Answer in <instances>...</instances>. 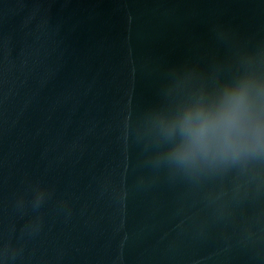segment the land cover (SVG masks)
I'll return each instance as SVG.
<instances>
[{
  "label": "water",
  "instance_id": "water-1",
  "mask_svg": "<svg viewBox=\"0 0 264 264\" xmlns=\"http://www.w3.org/2000/svg\"><path fill=\"white\" fill-rule=\"evenodd\" d=\"M258 50L264 0H0V244L51 194L16 264H264V189L153 169L143 119Z\"/></svg>",
  "mask_w": 264,
  "mask_h": 264
},
{
  "label": "clouds",
  "instance_id": "clouds-1",
  "mask_svg": "<svg viewBox=\"0 0 264 264\" xmlns=\"http://www.w3.org/2000/svg\"><path fill=\"white\" fill-rule=\"evenodd\" d=\"M212 31L217 39L228 36L220 26ZM172 85L168 81L164 87ZM143 119L150 130L146 161L153 169L191 182L232 173L238 178L234 196L247 195L249 186L264 189V51L240 53L230 76L172 104L149 108ZM50 195L37 184L29 200L15 199L14 208L31 214L17 241L0 244V264H16L22 241L40 231L41 209Z\"/></svg>",
  "mask_w": 264,
  "mask_h": 264
}]
</instances>
